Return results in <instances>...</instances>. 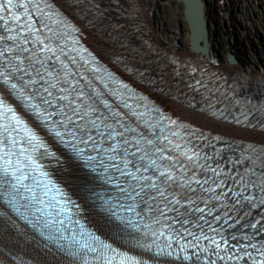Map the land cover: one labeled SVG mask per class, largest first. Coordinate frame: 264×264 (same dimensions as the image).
Returning a JSON list of instances; mask_svg holds the SVG:
<instances>
[{
    "label": "snow or ice",
    "instance_id": "1",
    "mask_svg": "<svg viewBox=\"0 0 264 264\" xmlns=\"http://www.w3.org/2000/svg\"><path fill=\"white\" fill-rule=\"evenodd\" d=\"M30 2L31 0H0V13H3L0 14V84L7 86L23 107L33 110L43 121H51L53 134L78 155L88 152L89 161H95L99 156L101 165H104L103 157H106L107 167L114 170L111 179L116 181L121 192L135 201L129 206L130 210H135L137 203H146L149 210H152V203L159 198L163 201L162 206L158 208L159 214L167 218V213H175L172 221L181 226L190 223L189 216L193 212L202 214L197 218L198 221H203L205 215H211L210 210L205 211L208 208V201L227 196L232 193V188L220 179L212 180L209 184L210 178L185 176L183 168L163 156L159 148L153 147L151 139L133 138L131 133L135 130L125 125L119 113L112 111L107 100L100 99L94 90L92 93H86L83 87L78 88L73 84L69 76L73 79L75 77L66 65H62L59 70L46 67V60L51 62L53 57L56 60L60 57L57 55V49L52 46V37L42 39L37 34L40 29L35 27V21L31 19L28 7ZM42 27L48 26L42 23ZM30 44L33 46L29 47ZM45 53L51 55L45 56ZM87 87L91 88V85ZM37 97H40L44 105L43 110L40 104L34 103ZM100 105L107 110V114L100 110ZM8 113H12V120L15 121L13 130H16L22 121L15 115L13 109L7 106L6 98L0 96V115ZM54 116H59V119L53 120ZM3 128L7 132L9 125H3ZM26 132L29 137L28 143L34 149L43 146L36 134L27 129ZM7 143L6 139L0 140V150L7 147ZM11 143L15 145L16 139L13 138ZM20 155H24L23 150ZM188 158L192 159L191 156ZM0 160L4 161L0 164V201H6L17 216L41 237L57 244L59 249L72 259L73 264L97 262L114 264L117 256L109 255L113 251L110 246L94 232L86 230L79 220L73 219L70 209L62 203V198L52 196L45 201L33 193V189L23 183L30 179L28 175L21 173L17 176L16 172L10 171L13 161L9 152H3ZM165 160L170 161L168 166L163 163ZM20 163L22 162L18 159L16 171H20L18 167ZM212 171L215 173L214 169ZM178 172L181 175H177ZM10 177L15 179V183L9 179ZM193 184L199 186L200 193L192 187ZM17 185H21L31 195L21 197V188ZM222 185L224 190L217 192ZM37 187H40L39 181ZM45 189V196L53 190L48 185H45ZM55 191L58 193L59 189ZM233 195L237 197V202L241 199L246 201L255 199L253 195L245 194L239 189ZM201 196L204 197L201 200L203 207L197 203ZM137 197L141 199L137 201ZM18 199H24L26 202L18 205ZM21 208L24 211H21ZM181 209H184L187 215L181 213ZM213 218L220 220L219 216ZM211 230L216 232L214 228ZM203 239L214 245V254L222 250L221 243L215 238L205 235ZM232 239L235 240L236 237L233 236ZM249 247L260 256H264V246L258 247L251 241L244 244L242 249L234 246L229 249L227 239L223 241V248L232 252V255L227 256L228 261H241L247 258L252 260L253 264H257L256 258L247 251ZM89 255L92 256L91 261L88 259ZM219 259L223 261L225 257L219 256ZM120 264H124V261L121 260ZM259 264H264V259L259 260Z\"/></svg>",
    "mask_w": 264,
    "mask_h": 264
},
{
    "label": "bare ground",
    "instance_id": "2",
    "mask_svg": "<svg viewBox=\"0 0 264 264\" xmlns=\"http://www.w3.org/2000/svg\"><path fill=\"white\" fill-rule=\"evenodd\" d=\"M100 1L104 10L96 20L99 22L105 17L106 23L101 30H108V23L115 21L110 9L112 3H120L121 9L127 7L134 28L129 31L122 28V32L127 33L118 37L117 32L114 39L98 29L99 36L92 34L94 42L99 41V45L95 44L97 47L111 48L110 45L121 44L127 50V45L128 53L150 72H159L158 62L166 65L164 73L172 75L187 64H203L226 90L240 88L264 92V0ZM77 11L75 14L82 22L86 19L88 22V17L94 14L91 9ZM97 23L92 20L89 25L97 30ZM129 46H135V51ZM181 79L183 76L170 83L177 86L184 99L190 91L189 87H183ZM163 97L169 105L179 107L166 98L167 94ZM252 133L264 142V132Z\"/></svg>",
    "mask_w": 264,
    "mask_h": 264
},
{
    "label": "rangeland",
    "instance_id": "3",
    "mask_svg": "<svg viewBox=\"0 0 264 264\" xmlns=\"http://www.w3.org/2000/svg\"><path fill=\"white\" fill-rule=\"evenodd\" d=\"M253 16H254V13H253ZM100 21H101V23H100ZM98 24H100V25L98 26ZM103 24H104V25L106 24V23H105V17L103 18V20H102V19L99 20V22H98L97 25H96V26H97L96 28H97V30L99 29V30L101 31L100 33H102V34L105 33V35H107L108 30H101V29H103V28H102V27L104 26ZM108 25H109V24H108ZM108 25H106V26H108ZM99 27H100V28H99ZM108 29H109V28H108ZM120 30H121V31H120ZM102 31H103V32H102ZM106 31H107V32H106ZM115 32L121 33V32H122V29L115 30ZM100 33H99V35H100ZM101 36H102V38H103L104 35H101ZM104 39H106L105 36H104ZM166 92H167V91H166Z\"/></svg>",
    "mask_w": 264,
    "mask_h": 264
}]
</instances>
